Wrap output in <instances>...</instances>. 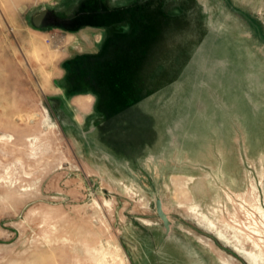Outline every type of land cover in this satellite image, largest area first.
Here are the masks:
<instances>
[{
  "label": "rangeland",
  "instance_id": "374dc122",
  "mask_svg": "<svg viewBox=\"0 0 264 264\" xmlns=\"http://www.w3.org/2000/svg\"><path fill=\"white\" fill-rule=\"evenodd\" d=\"M162 1L95 64L120 14L0 0V264H264V0Z\"/></svg>",
  "mask_w": 264,
  "mask_h": 264
},
{
  "label": "crops",
  "instance_id": "0c3cea01",
  "mask_svg": "<svg viewBox=\"0 0 264 264\" xmlns=\"http://www.w3.org/2000/svg\"><path fill=\"white\" fill-rule=\"evenodd\" d=\"M86 1H87V6L85 10L91 9L88 6V4L90 3V5H94L95 8L97 7L96 10H99V12L102 15L108 14L110 10L112 11L111 14H120L119 17L121 18L114 23H108V24L96 25V26L90 25V24L87 25L88 27L86 26V28L89 29L88 31L89 36H91V39L89 40L90 46L88 47L93 48V50L90 53L86 52V54H84L83 56H80V59H90L91 61L95 59L94 60L95 64L102 63L100 59H124V54L120 55L121 57H118L119 56L118 52H120V50L124 46L123 44H119V42L123 41L125 43L126 42L125 40H128L129 43L127 45L128 46L133 45L134 41L137 39V36L141 32L146 33L145 35V38H146L147 36H149V34H151V32L154 31L153 29H155L154 27H152V25H157V20H158L156 16L157 11L155 8L153 9L151 8L152 5L154 6V3L156 0H138L137 1L138 9H135V11L138 10V14L135 15L134 20L130 18L131 16H125V13H126L125 11L119 12L120 10H115V9L127 8L128 6H132L131 4L135 0H125V3H122V4L114 3V0L113 1L109 0V2L112 1L111 4H108V0H86ZM101 2L104 6L101 4ZM79 4L80 3H78V5ZM76 5L77 4H75V6ZM166 7H167L166 0H163L161 4V8H160L162 14L165 13L167 9ZM96 10H94V12H97ZM84 15L86 16V14ZM76 33L78 34L79 31H77ZM94 35H98V36L93 39ZM106 42L110 44L109 46L112 49L110 52L111 55H107V57L102 56V51H103V48H105L104 46L106 45ZM80 46L84 47V45L81 43H76V46L74 47L79 48ZM80 53H84V52H80ZM91 71H93V69H90V73H87L86 78H85V79H88L89 81L88 85H90V89H91L90 93L87 92V94L89 98L92 97L93 103L94 102L96 103L98 102L99 99L101 100V98L105 97L103 86L100 85V83H98V79L101 78L103 75L102 74L103 70H100L99 72H97V75H96V72L91 73ZM93 73L95 75H93ZM87 94L85 95L82 93H77L75 94V97H76L75 100H79V97L87 96ZM93 103L91 105V111H92ZM86 106L84 107L85 111H86ZM77 109H82V108L77 107ZM104 112L108 113V115H110V118L114 117L113 114L117 113V112H113V110L106 111L105 109L103 110V114ZM104 117L108 118L106 117V115Z\"/></svg>",
  "mask_w": 264,
  "mask_h": 264
},
{
  "label": "water",
  "instance_id": "95a60500",
  "mask_svg": "<svg viewBox=\"0 0 264 264\" xmlns=\"http://www.w3.org/2000/svg\"><path fill=\"white\" fill-rule=\"evenodd\" d=\"M45 15H46V11H42L36 14V16L33 17L34 24L37 25L38 23H40V21L45 17ZM155 211H156L157 217L162 221V224H163V227L166 233H168L170 230V222L162 210L161 201L159 199H157L155 202Z\"/></svg>",
  "mask_w": 264,
  "mask_h": 264
}]
</instances>
